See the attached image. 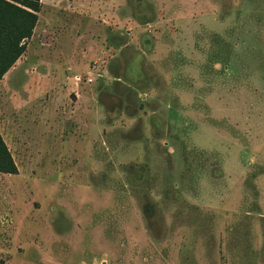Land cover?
Segmentation results:
<instances>
[{
    "label": "rangeland",
    "instance_id": "1",
    "mask_svg": "<svg viewBox=\"0 0 264 264\" xmlns=\"http://www.w3.org/2000/svg\"><path fill=\"white\" fill-rule=\"evenodd\" d=\"M0 82V264H264V0H41Z\"/></svg>",
    "mask_w": 264,
    "mask_h": 264
},
{
    "label": "trees",
    "instance_id": "2",
    "mask_svg": "<svg viewBox=\"0 0 264 264\" xmlns=\"http://www.w3.org/2000/svg\"><path fill=\"white\" fill-rule=\"evenodd\" d=\"M41 0H0V82L27 51L38 23ZM0 173L17 175L18 166L0 133Z\"/></svg>",
    "mask_w": 264,
    "mask_h": 264
}]
</instances>
